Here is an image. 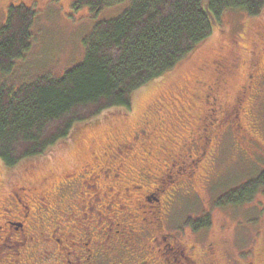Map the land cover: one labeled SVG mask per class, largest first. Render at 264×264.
Returning <instances> with one entry per match:
<instances>
[{
	"label": "rangeland",
	"instance_id": "rangeland-1",
	"mask_svg": "<svg viewBox=\"0 0 264 264\" xmlns=\"http://www.w3.org/2000/svg\"><path fill=\"white\" fill-rule=\"evenodd\" d=\"M74 2L75 0H17L13 2L14 5L24 3L33 7L36 15L32 26L33 37L31 48L22 59L15 62L12 73L7 75L5 79L7 84L16 88L26 81L45 74L60 77L65 70L82 61L85 51L82 39L90 33L92 27L99 21L119 17L129 7L128 0H124L115 5L103 7L97 12H92L87 6L79 8L73 7ZM5 4L6 2H3L4 6ZM3 5H1L3 9L0 11V26L5 21V8ZM261 14H264V10H262ZM254 20H256L255 17L248 16L239 10L223 13L220 27H217L207 39L200 42L174 69L146 86L141 87L133 94L131 102L132 108L130 111L126 113L114 109L102 115L93 124L77 126L76 130L72 132L68 139L69 143L66 145L60 143L46 154L22 162L16 169H9V167H6L0 162V225L3 222L1 215L4 213V207L7 206L9 208L10 211L8 214L10 215H15L21 208L16 198L12 202V191L18 190V196L29 203L27 205L31 209L30 214L35 216L33 209L34 202L31 203L33 201L32 199H38L33 192L34 190L32 191L35 186V190L40 195H43L41 188L44 189L52 179L55 183L64 181L65 175L68 173H74V176L79 179L82 175H88L91 170H96L99 167H107V159H105L106 156L104 153L108 152L110 146L128 137L127 135L132 128L141 126L140 124L138 125L139 121L142 122L148 104L155 99L163 102L161 114L165 117L166 126L164 130L167 131L165 132L166 135L161 137L160 133L162 131L159 130L158 136L154 140L156 142L163 141L169 149L168 152H174V157H177L179 152H181V147L178 146L179 142H181L183 137L187 136L189 129H192L199 120L201 111L200 108H196L195 106L198 103H205L206 99H208L206 94L208 96L211 95L208 92L210 84L200 85L198 82L200 80L209 82L211 78L217 80L222 79L223 70L219 72L214 70V60H219L217 56L221 53L230 56V49L228 48L230 45L227 42H233L232 36L236 41H239V49L243 52L241 53L242 61L239 64L237 75L231 79L228 86L226 100L228 102L233 101L237 87L242 82L243 74L247 71L245 62L247 58V66L249 55H245V52L247 53L252 47L253 39L251 37H257L258 35L256 34L258 26L253 25ZM223 43L228 46L226 50L221 49ZM205 65L208 66L202 68ZM218 88L219 86L215 82L213 84V90ZM255 98H258V101L254 111L257 115V121L261 124V130H258L260 137H264V89L259 92V97L256 94ZM175 102H177L176 105L179 111L176 114L177 116L175 114L171 116V112L175 110L176 106L171 107L170 104ZM241 106H243V103ZM238 114L239 117H243L244 125L249 127L247 116L240 112ZM153 124L156 129L160 127V124L156 123L155 120ZM235 133L236 131L232 130L222 135L225 144L228 145L224 148L225 151L220 155L217 166L215 167L218 178L215 179L209 189L202 187V181L198 180L200 186L193 190L186 189L185 192L184 190L181 191L180 185H183L188 180V174L194 170L187 165L184 169H175L174 171H171V169L163 175L164 179L168 181L173 180L168 183L165 189L179 190L182 192H178L180 195L177 193L178 197L172 204L173 206L170 210L171 219L168 221V227L172 228L175 233L177 231H179L178 233H182L183 236L181 238H183L184 242L186 244H192L194 246L193 250L197 252L202 251L205 244L209 245L211 241L214 243L218 241V245L210 248L208 253L211 255V262L214 264H229L228 260L234 258L240 263L248 262L251 257L250 251L254 246L250 243L253 238L257 237L255 226L258 217L260 218L259 224L264 227V193H259L250 205L246 204L247 206L233 205L226 207L222 203L220 205L216 204V201L226 189L237 187L245 180L254 178L264 166V158L261 156L253 162H248L239 156L235 147H233ZM190 137L187 140L193 138ZM199 143L201 145L203 144L201 140H199ZM108 145L110 146L108 147ZM183 147L186 149L189 148V154L191 156H188V158L192 163L191 159H195L196 155L200 152L198 147L194 146L192 149L187 143ZM166 154L161 153L157 154L156 157L153 156L151 158L152 163L156 164L161 161L166 157ZM110 160L114 161L112 157H110ZM202 162L198 161L195 166L196 169L197 165L200 166ZM128 164L135 170L141 167V164L136 162V159H131ZM162 168H164L163 164L156 172L162 174ZM4 170L6 171L5 174ZM178 172L187 173L185 177L181 175L185 181L178 183L177 175H174ZM130 173L128 175L129 180L134 179L136 171L132 170ZM195 176H199V174L197 173ZM95 179H97L100 189L94 185L89 187L92 184L91 182H87L81 188V196L84 200V209L81 213L75 206L68 207L66 205L63 210L59 209L62 211V219L59 222L61 224L72 225L69 232L74 230L76 237H79L83 233L82 230H85L83 227L80 231L78 227L80 225L77 226V224H81L82 226L83 224H87L86 226L90 227L91 230H95L94 236L97 239H101L103 234L105 235L103 232L105 227L108 226L109 233H113L117 229V225H113L111 223L112 221H122L123 218L128 221H134L137 218L146 217L148 211L158 204L155 201L143 203L140 207V215L138 217L134 209L129 212L127 208H124L123 201L122 203L120 202L121 197L119 194L114 195L113 191L106 189L110 178L97 176ZM23 184L26 186L23 187ZM79 186L75 184L70 190V196L72 198L80 196ZM164 191L159 192L158 196L160 198H162ZM33 195L34 197H32ZM92 195L95 198L94 200H90V209H88L89 207L86 206V202ZM98 196L100 199H97ZM41 201L45 202V199H41ZM77 201L81 203V199ZM119 203L122 205L119 206ZM117 204L119 207H117L115 213ZM158 209L162 210L161 204L158 205ZM68 213H70L69 216L66 215ZM79 215L81 216L73 219ZM155 215L156 213L154 217ZM205 215L209 216L207 227L200 230L194 229L192 220L190 221V219H198ZM47 221L48 219L42 222L47 224ZM29 231L32 230L27 228V235L31 234ZM71 232L68 236L73 238ZM28 237L32 240L34 239L33 235H29ZM18 238L21 240L23 236H19ZM144 238L149 239L148 233L144 235ZM144 238L139 235L134 243L137 245L144 243V247L150 250L152 243H149V240H145ZM32 242L30 240L27 245ZM13 245L12 250H16L18 247L21 250L25 248L23 243H13ZM263 248L264 245L262 244ZM32 252L29 251L31 258H23L24 262L32 259L35 262H32V264L40 263L42 261L41 258L35 257V255L32 256ZM118 253L119 251L117 250L111 254L118 257ZM196 258H199L198 255ZM201 258L203 261L201 262L200 260V262L206 264V255H203ZM60 259L59 254H55V258L53 257L52 260L46 263L60 264ZM2 261L0 264H4ZM16 262V264H20L17 260ZM262 262L263 260L260 257V264ZM23 264H31V261Z\"/></svg>",
	"mask_w": 264,
	"mask_h": 264
},
{
	"label": "flooded vegetation",
	"instance_id": "flooded-vegetation-1",
	"mask_svg": "<svg viewBox=\"0 0 264 264\" xmlns=\"http://www.w3.org/2000/svg\"><path fill=\"white\" fill-rule=\"evenodd\" d=\"M259 20V24L253 23V25L258 26V31L256 33L258 35L257 37L253 35V37L250 36L253 39L252 47L247 53L245 52V55H249L247 66V58L245 62L247 71L243 74L242 82L239 83L237 87L233 101L228 102L226 100L228 86L231 79L237 75L239 64L242 61L241 53H243L239 49V41H236L233 36V42H227L230 47L226 46L224 43L221 45V49L223 50H226L227 47L230 49V56L221 53L217 56L219 60H214V70L217 72L223 70L222 79L217 80L211 78L209 81L210 83L202 80L198 82L200 85L206 83L210 84L208 92L211 93V95L208 96V94H206L208 99H206L205 103H198L195 106L196 108H200L201 111L198 118L199 120L192 129H189L187 136L183 139V142L185 140L187 141L192 135L191 137L193 138L188 140L187 144H189L192 149L194 146H197L200 151L195 159H191L192 163L188 158V156H191V154H189V148H184L181 142L178 144V146L181 147V152H179L177 157H174L175 153L172 151L168 152L169 149L166 144L154 140L157 138L159 130L162 131L160 133L161 137L165 136V132L167 131L164 130V124L166 126V122L163 119L165 117L161 114L163 102L156 99L153 103L149 104L150 107L146 108L142 122L139 121L138 123V125H141L140 127L132 128L127 135L128 137L118 141L112 146L108 145L110 148L108 152L104 153L106 156L105 159H107V167H99L96 170H91L89 167L91 172L88 173V175H82L79 179L74 176V173L66 174L64 181L62 180L58 183H55L52 179L44 189L41 188L43 195H40L39 192L35 190V186L32 191L34 190L33 192L38 199H32L33 201L31 202H34L33 209L35 216L30 214L31 209H29V205H27L29 203L18 196V190L12 191V202H14L16 198L21 208L15 215L8 214L10 210L7 206L3 208L4 213L1 215L3 222L0 225V246L2 247L0 249V252H2V254H0V258L2 256L0 262L3 259L2 263L4 264H16V260L20 262V264L28 263L29 261H31L32 264V262H34L32 259H28L24 262L23 258H31L29 251H33L32 256L35 255V257L41 258L42 260L38 264H49L46 262L52 260L53 257L55 258V254H59L60 256V264H202L201 262L203 259L201 257L203 255H206V264H214L211 262V255L208 253L210 248H214L218 245V241L215 243L211 241L209 245L205 244L203 250L197 252L193 250L194 246L192 244H186V242H184L183 238H181V236H183L182 233H178L179 231L175 233L172 228L168 227V216L172 203L175 202L174 198L177 191L165 189L168 183L173 180L168 181L163 178V175L171 169V171L175 169H184L187 165L194 170L188 174L189 178L187 181L183 179L187 173L178 172L174 174L177 175L178 183L185 181V184L189 185V189L191 190L200 186L198 180L202 181V187H204L206 183L210 184L214 179L213 177L215 174L212 171L216 164L218 153L225 150L224 148L228 145L225 144L222 135L232 130L236 131L233 147H235L241 158H244V160L248 162L258 160L260 156L264 158V137H260L259 130H261V124L257 121V115L254 111L258 101V98H255L256 94L259 97V92L264 89V18ZM206 66L208 65L202 68H206ZM215 82L219 88L213 90V84ZM176 103L177 102L170 104L171 107L176 106L175 110L171 112V116L174 114L176 115L179 111ZM242 103L243 106H241ZM244 104L246 105L244 106ZM239 112L247 116L249 127L244 125L243 117H239ZM202 113H204V116ZM147 120L149 122L146 123ZM154 120L156 123L160 124L162 128H154ZM163 122L165 123L163 124ZM199 140L203 142L202 145L199 143ZM213 144L215 145L212 146ZM161 153H167L166 157L156 164H153L151 158ZM110 157H112L114 161H111ZM131 159H136V162L141 164L138 170L133 169L132 166L128 164ZM198 161L203 162L200 166L197 165L196 169L195 166ZM162 164L164 166V168H162L163 173H157L156 170L160 168ZM132 170L136 171V174H134L135 178L129 180L128 175L131 174L130 172H132ZM262 170H264V166ZM197 173L199 176H195ZM181 175L184 177L182 178ZM97 176H106L110 178L109 183L106 185V189L113 191L114 195L119 194L121 197L120 202L122 203L123 201L124 208H127L129 212L134 209L138 217L140 215V207L143 203L155 201L156 203L158 202V204L148 211L146 217L143 216L134 221H128L125 218H123L122 221H112L111 223L113 225H117V229L114 230L113 233H109L108 226L105 227L103 230L105 235L103 234L101 239H97L94 236L95 230H91L90 227L86 226L87 224H83V226L77 224V226L80 225L78 226L80 231L83 227L85 230H82L83 233L79 237H76L74 230L72 232L70 231L71 234H73V238H70L68 235L72 225L61 224L59 222L62 219V211L59 209L63 210L66 205L68 207L75 206L81 213L84 209L81 188L84 184H87V182H91L92 184L89 185V187L94 185L96 188L100 189L98 181L95 179ZM75 184L80 185V196L72 198L70 196V190ZM241 184H243V182ZM25 186L26 185L23 184V187ZM160 191H164L162 198L158 196ZM32 197H34V195ZM94 198V195H92V197L87 200L86 206L89 207L88 209H90V200H94ZM126 198L128 199L126 200ZM41 199H45V202L41 201ZM78 199H81V203H78L79 201L76 202ZM97 199H100V197L98 196ZM108 199L110 200V198ZM252 202H250L249 205ZM121 203H119V206L122 205ZM159 204H161L162 210H157ZM119 206L117 204L115 213ZM155 213L156 215L154 217ZM66 215L69 216L70 213ZM80 216L81 215L76 216L73 219ZM46 219H48L47 224L42 222L46 221ZM256 221L257 224L255 227L257 237L253 238L250 243L254 246L250 251L251 257L249 261L240 263L234 258L228 260L229 264H260V257L263 260L262 264H264V248L262 249V244L264 245V227L259 224V217ZM27 228L32 230L29 231L31 233L29 235H33V240L28 237L29 235H27L26 232ZM98 228L100 229V227ZM173 229L176 230L175 228ZM147 233L149 239L144 238V235ZM100 235L102 236V234ZM139 235L145 240H149V243H152L150 250L144 247V243L138 245L134 243ZM19 236H23V238L19 240ZM30 240L33 242L27 245ZM13 243H23L25 248L21 250L18 247L16 250H12ZM117 250L119 251L118 257L111 254L115 253ZM197 255L199 258H196Z\"/></svg>",
	"mask_w": 264,
	"mask_h": 264
},
{
	"label": "trees",
	"instance_id": "trees-1",
	"mask_svg": "<svg viewBox=\"0 0 264 264\" xmlns=\"http://www.w3.org/2000/svg\"><path fill=\"white\" fill-rule=\"evenodd\" d=\"M15 1L0 0V11L6 2L0 26V162L9 169L60 143L66 145L79 125L93 124L114 109L130 111L133 94L174 69L220 27L223 13L239 10L255 17L256 24L264 18V0H128L129 7L119 17L97 22L82 39L81 62L60 77L45 74L15 88L5 79L31 48L36 15L33 7ZM122 1L75 0L73 7L97 12ZM183 139L181 145L188 142ZM224 151L218 153L214 179L204 188L218 178L215 167ZM180 189L185 192L189 185ZM259 193H264V170L226 189L216 204L244 206ZM191 220L200 230L207 227L209 216Z\"/></svg>",
	"mask_w": 264,
	"mask_h": 264
}]
</instances>
